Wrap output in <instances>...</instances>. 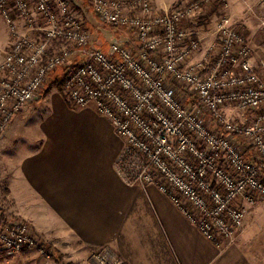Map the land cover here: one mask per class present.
Instances as JSON below:
<instances>
[{"label": "built area", "instance_id": "built-area-1", "mask_svg": "<svg viewBox=\"0 0 264 264\" xmlns=\"http://www.w3.org/2000/svg\"><path fill=\"white\" fill-rule=\"evenodd\" d=\"M81 1L102 24L130 32L136 48H93L68 0H0L10 38L0 61V138L61 68L66 102L94 107L122 142L115 169L124 183L155 186L206 240L234 243L248 208L264 201V78L229 16L216 21L215 54L193 60L202 39L190 26L224 0L164 12L149 0ZM227 108L250 116L230 119ZM0 249L50 255L29 222L1 213ZM92 257V264H126L109 249Z\"/></svg>", "mask_w": 264, "mask_h": 264}, {"label": "crops", "instance_id": "crops-1", "mask_svg": "<svg viewBox=\"0 0 264 264\" xmlns=\"http://www.w3.org/2000/svg\"><path fill=\"white\" fill-rule=\"evenodd\" d=\"M149 1L164 12L190 0ZM224 4L230 18L264 28V0ZM261 39L251 47L264 48ZM9 43L0 18V61ZM207 51L202 45L193 60ZM28 107L0 138V213L29 222L54 252L86 259L109 249L126 264H264V203L248 208L236 242L216 247L155 186L131 187L117 175L122 142L94 107L75 108L55 93Z\"/></svg>", "mask_w": 264, "mask_h": 264}, {"label": "rangeland", "instance_id": "rangeland-1", "mask_svg": "<svg viewBox=\"0 0 264 264\" xmlns=\"http://www.w3.org/2000/svg\"><path fill=\"white\" fill-rule=\"evenodd\" d=\"M68 1L70 2V5L73 11L83 19L85 27L88 30H90L91 35H92V40L94 42V45L92 46L93 48L101 50L103 52H107L110 44L114 42L120 45L126 46L128 48H133V49L136 48V39L130 32L126 30H121V29H114V28H111L109 26L102 24L100 20L97 18V16L93 14L91 7L86 2H83L81 0H68ZM180 4L181 3L172 4L171 9ZM224 5L225 4H223L222 6L218 5L214 7L213 10L207 12V14H203V16H200V18L196 21V23L190 26V30H191V33L193 34V37L202 39L203 47L207 48V50L209 51V54L211 55L215 54L214 51L217 49V45H218V41H217L216 33H215L216 21L221 16H230L226 13V11H224V7H225ZM231 20H232V23L235 24V26H238L241 33L245 37L246 43L250 47L252 65L255 71L257 73L259 71L264 72V48H254L253 49L250 44V40L251 42L257 44L259 37L264 38V28L260 27L261 30H258L257 24L250 23V25L249 24L246 25L243 21H240V19L238 21V19L236 20L235 18L234 19L231 18ZM249 30H252V31L257 30V33L252 34L249 32ZM262 41H264V39H261L260 45ZM2 50L1 51L4 52L7 49L6 50L2 49ZM54 82L61 84V87L55 85ZM63 91H64L63 74L58 75L56 72L54 74H49L42 86V93H41L42 95L39 98V100L50 95L51 93L63 95L64 93ZM226 115L230 119L241 121V120L248 119L250 116V113L242 114L239 110H235L233 108H227ZM0 174H1V171H0ZM4 187L5 186L3 185L2 189H4ZM4 194H5V190H4ZM261 203H264V201H260L257 204H261ZM2 204H3L2 198H0V206H3ZM2 213L4 217H12L11 215L5 214V210L4 211L2 210ZM252 214L253 213H248L246 218L251 219ZM261 216H264V213H262ZM32 232L35 235V237H37V239L41 240L44 247L48 249L49 254H50L49 258L42 256L37 250H31L30 252L32 253L25 254L23 252L24 254L21 253V254L15 255V254H12L10 252H6L0 249V264H92L94 263V259L92 256L90 258L87 257L88 259L87 258L83 259V258L67 256L66 254L60 251L54 252L48 242L43 241L37 236L33 227H32ZM227 244L231 245L230 243H227Z\"/></svg>", "mask_w": 264, "mask_h": 264}, {"label": "trees", "instance_id": "trees-1", "mask_svg": "<svg viewBox=\"0 0 264 264\" xmlns=\"http://www.w3.org/2000/svg\"><path fill=\"white\" fill-rule=\"evenodd\" d=\"M55 72H56L58 75L63 74V69L58 68L56 71L52 72L51 74H54ZM54 84L57 85V86H59V87H61V84H59V83H57V82H54Z\"/></svg>", "mask_w": 264, "mask_h": 264}]
</instances>
